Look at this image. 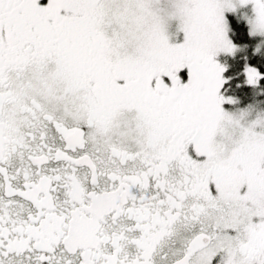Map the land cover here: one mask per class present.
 Returning a JSON list of instances; mask_svg holds the SVG:
<instances>
[{"label": "snow or ice", "instance_id": "1", "mask_svg": "<svg viewBox=\"0 0 264 264\" xmlns=\"http://www.w3.org/2000/svg\"><path fill=\"white\" fill-rule=\"evenodd\" d=\"M247 8L261 54L264 0H0V264H264Z\"/></svg>", "mask_w": 264, "mask_h": 264}, {"label": "trees", "instance_id": "2", "mask_svg": "<svg viewBox=\"0 0 264 264\" xmlns=\"http://www.w3.org/2000/svg\"><path fill=\"white\" fill-rule=\"evenodd\" d=\"M228 20L233 43L243 47L244 51L225 59L228 71L224 78L228 83L221 89V94L236 98L239 107L254 105L264 108V80L257 87H252L246 83L244 74L245 65L264 73V52L254 55L258 41L249 37L248 27L240 15H229Z\"/></svg>", "mask_w": 264, "mask_h": 264}, {"label": "rangeland", "instance_id": "3", "mask_svg": "<svg viewBox=\"0 0 264 264\" xmlns=\"http://www.w3.org/2000/svg\"><path fill=\"white\" fill-rule=\"evenodd\" d=\"M245 14L247 15H251V9L250 8H247V9H242L237 15H240L241 17H243ZM229 38L231 39V36H230V31H229ZM232 40V39H231ZM236 45V44H235ZM238 46V45H236ZM241 51L237 54H242V52L244 51L243 47H240L238 46ZM227 57H232V56H225L223 54H221L219 57H217V61L222 64L223 66L226 67V58ZM185 79L187 78L186 75L184 77ZM222 95V94H221ZM225 98H232L236 101L235 104H225L223 105L225 111L229 112V113H234V114H238L242 111H247V110H251V115H250V119H255L257 115L259 114H264V108L260 107V106H254V105H250V106H247V107H239L237 105V100L236 98L234 97H231V96H224Z\"/></svg>", "mask_w": 264, "mask_h": 264}]
</instances>
